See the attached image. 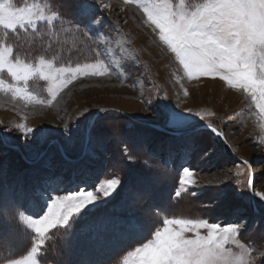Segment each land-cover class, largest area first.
<instances>
[{"label":"rangeland","instance_id":"374dc122","mask_svg":"<svg viewBox=\"0 0 264 264\" xmlns=\"http://www.w3.org/2000/svg\"><path fill=\"white\" fill-rule=\"evenodd\" d=\"M117 199L112 264H264V0H0V264Z\"/></svg>","mask_w":264,"mask_h":264},{"label":"trees","instance_id":"16d2710c","mask_svg":"<svg viewBox=\"0 0 264 264\" xmlns=\"http://www.w3.org/2000/svg\"><path fill=\"white\" fill-rule=\"evenodd\" d=\"M162 129L164 130V128ZM151 130L171 138L178 137L155 128H151ZM203 132L208 136H212V133L208 130H203ZM163 153L165 154V152ZM122 201L117 199L110 203L106 209L84 218L80 225H73L71 229L63 232L59 237L51 238L49 247L54 248L50 253L40 257L42 263L76 264V260L73 258L75 256H70L68 251H63L60 248L62 245H67L69 252L74 250L81 255H93L92 257L95 259L90 263L85 256L86 264H112L122 252L140 242L146 241L145 231L139 230L140 233H138V220L133 215L128 214L129 210L125 211L124 207L126 204ZM122 203L123 205H121ZM24 242L26 241L23 237V243L19 248L10 249L8 246V249H0V261H5L18 255L22 251ZM87 246H89V249H87Z\"/></svg>","mask_w":264,"mask_h":264},{"label":"water","instance_id":"95a60500","mask_svg":"<svg viewBox=\"0 0 264 264\" xmlns=\"http://www.w3.org/2000/svg\"><path fill=\"white\" fill-rule=\"evenodd\" d=\"M148 126H150L151 128L158 129V130H160V131L167 132V133H169V134H171V135H173V136H178V135H179V134L176 133V132L168 131V130L165 129L161 124H150V125H148ZM162 128H164V130H163Z\"/></svg>","mask_w":264,"mask_h":264},{"label":"bare ground","instance_id":"6f19581e","mask_svg":"<svg viewBox=\"0 0 264 264\" xmlns=\"http://www.w3.org/2000/svg\"><path fill=\"white\" fill-rule=\"evenodd\" d=\"M228 153V152H227Z\"/></svg>","mask_w":264,"mask_h":264}]
</instances>
